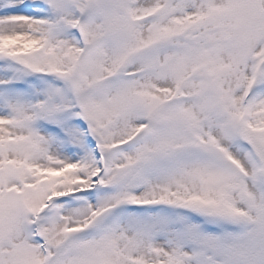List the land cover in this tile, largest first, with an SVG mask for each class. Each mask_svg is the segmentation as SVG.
<instances>
[{"label":"snow or ice","instance_id":"snow-or-ice-1","mask_svg":"<svg viewBox=\"0 0 264 264\" xmlns=\"http://www.w3.org/2000/svg\"><path fill=\"white\" fill-rule=\"evenodd\" d=\"M0 264H264V0H0Z\"/></svg>","mask_w":264,"mask_h":264}]
</instances>
